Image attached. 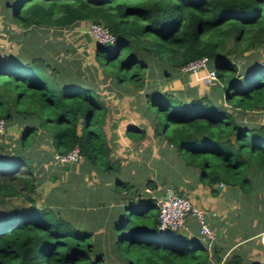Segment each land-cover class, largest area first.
Instances as JSON below:
<instances>
[{
  "label": "trees",
  "instance_id": "16d2710c",
  "mask_svg": "<svg viewBox=\"0 0 264 264\" xmlns=\"http://www.w3.org/2000/svg\"><path fill=\"white\" fill-rule=\"evenodd\" d=\"M6 6L12 20L24 28H66L79 20L106 26L114 41L97 42L95 60L103 75L122 87L144 88L146 72L153 66L167 78L179 77L181 89L151 86L145 93L154 132L173 146L183 170L189 169L212 192L222 183L246 199L264 202V189L261 193L255 184H264V122L256 112L264 106V61L256 63L264 52V0H7ZM203 55L215 68L216 79L207 91L197 92L179 68ZM249 60L254 63L245 74L252 73L242 82L238 64ZM106 110L94 86L66 81L58 66L39 57L29 62L0 59V117L6 122L15 116L30 119L23 142L41 127L56 152L78 147L96 169L113 172L120 160L110 158L103 129ZM241 111L256 120L243 118ZM22 156L8 151L0 140V264L241 262L237 254L222 261L219 246L213 245L208 254L198 227L196 236L180 230L161 234L157 206L145 187L147 198L128 203L103 240L94 228L38 202L36 178L23 168ZM118 185L129 187L121 180Z\"/></svg>",
  "mask_w": 264,
  "mask_h": 264
},
{
  "label": "crops",
  "instance_id": "0c3cea01",
  "mask_svg": "<svg viewBox=\"0 0 264 264\" xmlns=\"http://www.w3.org/2000/svg\"><path fill=\"white\" fill-rule=\"evenodd\" d=\"M6 2L0 0V59L29 62L39 57L51 66H58L60 72L65 73L66 81H83L94 86L107 107L103 129L111 147L110 158L120 160L119 168L113 172L96 169L83 156L76 161L55 163L56 151L48 132L39 127L23 142L22 136L31 123L30 119L24 116L8 119L0 140L8 151L24 155L23 168L36 178L38 202L52 205L65 218L80 226L94 228L103 240H107L111 233L109 225L124 213L126 205L132 202L139 204L147 198L144 191L147 182L155 185L149 187L153 193L164 195L168 187L176 184L183 190L182 194L207 213L214 233L211 244L205 243L208 254L214 245L223 250L222 261L237 254L241 256L242 264H264V202L259 200L261 208L252 206V200L244 201L241 193H233L223 184L217 187V193L212 192L211 187L199 183L189 169L183 170L176 150L167 144L164 135L153 130V115L147 108L145 97L148 88L181 89L183 81L176 76L167 78L161 74L164 82L160 83L161 72L155 66L151 77L145 79L146 86L139 90L116 85L104 75L100 78L96 74L98 67L92 66V72H89L85 58L71 53L79 49L84 55L88 51L91 36L85 31L80 34L84 29L83 20L66 28L46 25L24 28L12 20ZM65 30L69 31L67 35L70 32L78 35L73 36L74 40L64 37ZM78 37H83L86 42L75 43ZM258 58L256 63L263 62L264 52ZM248 62L240 67L249 68L254 63L252 60ZM66 65H77L76 71H68ZM85 71H88L87 77ZM185 73L191 75L192 79L189 76L187 82L196 86L197 92L207 83L210 87L215 82V79L209 80L204 71ZM106 84L107 89L103 88ZM218 94L217 91L215 96ZM185 96L188 95L185 93ZM129 127L133 128L132 134L127 133ZM142 129L145 130L143 134ZM120 180L129 187L119 186ZM137 192H145V195L138 196ZM132 194L138 197L130 198ZM195 230L197 223L190 216L186 228L180 231L194 235Z\"/></svg>",
  "mask_w": 264,
  "mask_h": 264
},
{
  "label": "built area",
  "instance_id": "2783aa9c",
  "mask_svg": "<svg viewBox=\"0 0 264 264\" xmlns=\"http://www.w3.org/2000/svg\"><path fill=\"white\" fill-rule=\"evenodd\" d=\"M87 31L92 34L100 43L110 44L114 41V36L110 30L101 23L89 22ZM183 72L197 73L204 71L205 76L209 80L216 79V71L209 64V58L206 55L189 60L185 65L179 68ZM259 121L264 122V106L257 110ZM7 122L5 118L0 117V133L6 130ZM81 153L78 147H74L65 152H55L54 162H69L76 161L81 158ZM222 184V183H219ZM172 188L168 187L166 193H169L165 198L164 194L153 193L149 187H145V191L153 198L158 209V229L159 232L179 231L187 226L188 218L194 217L198 233L205 242L210 245L214 233L207 219L206 211L197 206L187 195L171 194Z\"/></svg>",
  "mask_w": 264,
  "mask_h": 264
},
{
  "label": "rangeland",
  "instance_id": "374dc122",
  "mask_svg": "<svg viewBox=\"0 0 264 264\" xmlns=\"http://www.w3.org/2000/svg\"><path fill=\"white\" fill-rule=\"evenodd\" d=\"M87 26H88V23H83V27H84V29H83V31H78V32H80V34H83V32L85 31V32H87V34L88 35H90L91 36V38H90V41H88L89 43H88V45H87V49H88V51H86V53L83 55V52H81L79 49H76L74 52L72 51L71 53L73 54V55H75V56H78V55H80V56H82V58H85V65L86 64H89V66H88V68H86V70H88L89 72H92V69H93V67L94 66H96V67H98V65H97V61L95 60V56H94V48H95V44L98 42V43H100L98 40H97V38H95L92 34H90L88 31H87ZM63 32H65V34H64V37H66V36H68V38H70V39H75L74 37L75 36H77L78 34H77V32H76V34L74 33H72V32H70L69 33V35H67L68 34V30H65V31H63ZM84 32V33H85ZM74 36V37H73ZM72 37V38H71ZM75 43L77 42V43H79V42H86L85 41V39L83 40V37H78V39L77 40H75L74 41ZM102 44H104V43H102ZM231 44V42L230 41H228L227 42V45H228V47L229 46H231L230 45ZM93 50V51H92ZM83 62V61H82ZM156 63L157 62H153V65H156ZM66 66H68V65H66ZM93 66V67H92ZM154 67V66H153ZM153 67H151V69L153 70ZM75 68H77V65H70V67L68 66L67 67V69H68V71H73ZM151 69L150 68H148V70H147V72H146V78H148V77H151ZM262 71H264V67L262 66ZM156 70H157V68H156ZM76 70H74V72H75ZM88 71H85L84 72V75H86L85 77H87L88 76ZM158 71V70H157ZM188 73V72H187ZM252 72H250L249 74H251ZM96 74L98 75V77H100V78H102V76H103V72H102V70H101V68L100 67H98V69H97V71H96ZM249 74H245V75H242V76H240V80L243 82L247 77H246V75H249ZM161 75V74H160ZM190 76V78L192 79V77H191V75H189ZM161 78H162V75H161ZM189 78V79H190ZM1 79H2V76H1ZM203 80H205V79H203ZM160 83H163L164 82V80H163V78H162V80L160 79ZM108 82V81H107ZM208 82V80L205 82V84ZM108 84H106V85H104V87L103 88H105V89H107L106 88V86H107ZM116 85H118V84H116ZM164 85V84H163ZM165 86V85H164ZM161 87H163L162 85H161ZM208 88H209V83H207V85H205V86H203L202 88H201V91L200 92H204V90H208ZM102 100H104L103 98H102ZM107 101V100H106ZM256 111V110H255ZM256 112H258V111H256ZM240 114L242 115V117L243 118H246V119H252L253 121H255L256 120V117L254 116V115H251V113H248V114H242V111L240 112ZM6 128H7V126H6ZM5 132V131H4ZM3 132V133H4ZM1 138H3V136H1ZM258 178V176L256 177V179ZM255 184H257L258 185V190L260 191L261 190V193H262V190L264 189V184L263 183H255ZM253 195V194H252ZM246 194H244L243 195V200L245 201V200H248V198L246 199ZM250 198V197H249ZM261 199H263L264 198V195L263 196H261L260 197ZM242 200V201H243ZM250 200H251V198H250ZM259 206L260 208H261V206H262V203H261V205H260V201H259V199H255L254 201H253V203H252V206ZM60 212V211H59ZM70 216V215H69ZM107 229V228H106ZM109 229V228H108ZM107 229V230H108ZM110 230V229H109ZM111 243H110V241H108L107 242V245H110ZM240 264H242V262L240 263Z\"/></svg>",
  "mask_w": 264,
  "mask_h": 264
},
{
  "label": "water",
  "instance_id": "95a60500",
  "mask_svg": "<svg viewBox=\"0 0 264 264\" xmlns=\"http://www.w3.org/2000/svg\"><path fill=\"white\" fill-rule=\"evenodd\" d=\"M238 66H239V69H238V71H237V75H238V76L245 75V73L247 72V68H241V67H240V64H238ZM221 185H222V184H218L217 187H221ZM171 188H172V190H171V194H177V193H178L177 188H175L174 185H172ZM168 195H169V193H166V194L164 195L165 198H167Z\"/></svg>",
  "mask_w": 264,
  "mask_h": 264
},
{
  "label": "clouds",
  "instance_id": "9594fccd",
  "mask_svg": "<svg viewBox=\"0 0 264 264\" xmlns=\"http://www.w3.org/2000/svg\"><path fill=\"white\" fill-rule=\"evenodd\" d=\"M262 64V63H261Z\"/></svg>",
  "mask_w": 264,
  "mask_h": 264
}]
</instances>
